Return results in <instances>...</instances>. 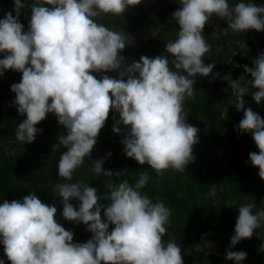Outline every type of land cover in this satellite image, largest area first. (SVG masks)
Wrapping results in <instances>:
<instances>
[{
  "label": "clouds",
  "instance_id": "clouds-1",
  "mask_svg": "<svg viewBox=\"0 0 264 264\" xmlns=\"http://www.w3.org/2000/svg\"><path fill=\"white\" fill-rule=\"evenodd\" d=\"M141 2L28 0L31 16L25 31L20 11L26 2L13 0L16 15L7 12L0 19V76L8 70L22 74L20 82L10 88L17 112L26 117L16 126V141L33 143L43 131L37 125L48 114L55 115L64 129L58 143L66 151L57 164L62 182L55 184L53 192L63 205V219L83 224L91 233L86 242L74 243V233L56 219V205L43 203L34 193L22 201L4 200L0 203V244L10 264H184L181 246L163 240L171 210L161 200L153 202L142 193L149 180L147 171L139 174L134 185L126 179L107 182V205L100 203L96 188L71 181L90 157L110 112L119 116L112 131L122 134L127 158L147 165L157 176L169 169L185 171L194 161L199 129L187 123L184 103L196 93L195 78H207L215 68L214 63H204L210 52L203 35L205 26L215 16L226 18L228 28L237 34L264 32V5L252 0H240L234 6L228 0H178L179 8L171 16L178 31L176 39L165 44L166 54L142 55L139 61L126 63L121 53L132 43L131 38L97 23L96 18L123 16ZM109 72H118L117 78L107 75ZM244 72L251 80H245L243 87L230 75L223 79L232 88L236 110H243L236 130L252 135L259 151L249 154V162L264 181V118L245 109L244 101L250 90L257 105L264 101V53L253 61L252 68L244 66ZM94 73L102 75L98 79ZM227 116L226 108L221 119ZM104 163V159L91 162L95 177L123 174L104 170ZM208 195L215 197V187ZM254 208L253 203L238 207L232 247L264 228V207L255 213ZM258 238H264V232ZM259 251L264 252V243ZM225 258L241 264L247 253L229 249Z\"/></svg>",
  "mask_w": 264,
  "mask_h": 264
},
{
  "label": "trees",
  "instance_id": "trees-1",
  "mask_svg": "<svg viewBox=\"0 0 264 264\" xmlns=\"http://www.w3.org/2000/svg\"><path fill=\"white\" fill-rule=\"evenodd\" d=\"M20 11V22L24 30L28 29L31 16L28 0ZM178 0H142L130 8L123 16H102L96 18L97 23L121 31L129 35L132 43L121 53L126 63L139 61L140 57L154 58L165 55V44L176 39L178 25L171 19L172 13L179 8ZM234 6L240 0H228ZM248 2V0H245ZM257 5H264V0H252ZM13 0H0V19L7 12L13 11ZM215 20L219 26L211 25ZM222 30H224L222 32ZM204 38L210 45L211 55L204 63L215 64L213 74L207 78L197 76L194 85V96L186 99L184 110L188 113L189 124L199 128V143L193 148L194 161L185 171L169 169L163 176H157L147 165L140 166L135 160L124 155L121 140L122 134L112 131L119 119L118 114L110 112L104 128L101 130L95 145L85 164L76 170L71 182L83 181L98 191L100 203L107 205L104 199L107 194L106 183H120L128 180L134 185L142 171H147L149 180L142 193H146L153 202L161 200L171 210L170 223L163 236L164 242L174 241L182 248L184 264H191L202 253L208 251L206 243L219 242L217 252L200 257L196 264H202L210 258H219L224 264H235L225 258L226 252L232 248L231 236L237 219L236 208L240 204L253 203V212L264 207V181L259 178V169L249 162V154L258 153L250 133L237 132L243 118V110L237 111L233 105L232 88L223 77L231 76L232 80L251 76L244 72V66L253 67V61L264 53V32L249 30L237 34L228 28V20L213 17L206 24ZM244 45V48L241 46ZM0 59L3 55L0 54ZM219 74L213 79L215 74ZM117 78L118 72L107 73ZM95 75V73H94ZM22 74L8 70L0 83V203L4 200H20L34 193L45 204H55L57 217L66 230L74 233L73 242L83 243L91 238L83 224L65 221L61 215L63 205L55 196L53 188L62 182L58 177L57 164L66 149L58 143V136L64 129L58 124L54 114H48L46 120L37 125L36 139L31 144H20L16 141L15 130L26 117L19 115L14 104L15 94L11 85L19 83ZM245 109L251 108L264 118V101L259 105L252 95H245ZM227 108L228 116L221 119V113ZM123 131V126H121ZM56 129L57 136H53ZM111 153L109 157L108 154ZM104 159V170L119 171V177H95L90 171L91 162ZM255 172L256 178L250 179L248 173ZM215 187V197L208 195ZM79 207L77 201H71ZM103 216V213H102ZM263 229V228H262ZM262 229H258L249 240L237 245L240 251L246 252L251 264H264V252L260 246L264 238L260 237ZM111 230V228H110ZM236 245V246H237ZM0 260L10 264L0 244Z\"/></svg>",
  "mask_w": 264,
  "mask_h": 264
},
{
  "label": "rangeland",
  "instance_id": "rangeland-1",
  "mask_svg": "<svg viewBox=\"0 0 264 264\" xmlns=\"http://www.w3.org/2000/svg\"><path fill=\"white\" fill-rule=\"evenodd\" d=\"M45 6H46V7H50L49 5H45ZM225 19H226V18H225ZM226 20H227V19H226ZM211 25L219 26V22L213 20V21L211 22ZM223 31H224V30H222V32H223ZM241 47L244 48V45H242ZM210 55H211V50H210V52L206 55V58H205V59H207L208 57H210ZM95 75H96L97 78L99 79V78L101 77L102 74H96V73H95ZM107 75H108V74H107ZM245 80H246L245 77H241V78L238 79V83L243 87V86H245ZM3 82H4V79L1 78L0 83L3 84ZM250 94H251V90H250V93H249V94H246V95H250ZM187 122H189V118H188V116H187ZM201 130H202V128H199V131H201ZM56 131H57V130L54 129V131H53V136H57V132H56ZM248 175H249V178H250V179H255V178H256V174H255V172H251V171H250V172L248 173ZM243 204H244V203H243ZM240 205H242V204H240ZM240 205H238L237 208H236L237 217H238V215H239L238 207H239ZM262 232H264V228L262 229ZM165 243H166V242H165ZM204 247L208 248V250L218 251V249H219V242H218L217 240H215V241L212 242V243H206V244H204ZM231 250L234 251V252H239V251H240V246L237 245V246H235V247H232ZM202 264H224V263H223L222 260H220L219 258H210V259L205 260ZM241 264H251V260L248 259V255H247V258H246L244 261L241 262Z\"/></svg>",
  "mask_w": 264,
  "mask_h": 264
},
{
  "label": "water",
  "instance_id": "water-1",
  "mask_svg": "<svg viewBox=\"0 0 264 264\" xmlns=\"http://www.w3.org/2000/svg\"><path fill=\"white\" fill-rule=\"evenodd\" d=\"M211 253H216V254H219L221 256H224L223 254L217 252V251H213V250H208V251H205L204 253H202L198 258H196L191 264H196L200 257L204 256V255H207V254H211ZM228 261V260H227ZM228 264H230V262L228 261Z\"/></svg>",
  "mask_w": 264,
  "mask_h": 264
}]
</instances>
